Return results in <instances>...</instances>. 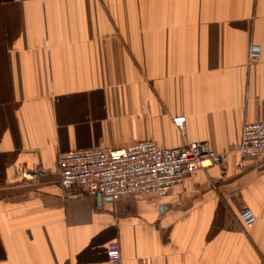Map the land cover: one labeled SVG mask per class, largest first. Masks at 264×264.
I'll list each match as a JSON object with an SVG mask.
<instances>
[{
  "label": "crops",
  "instance_id": "crops-1",
  "mask_svg": "<svg viewBox=\"0 0 264 264\" xmlns=\"http://www.w3.org/2000/svg\"><path fill=\"white\" fill-rule=\"evenodd\" d=\"M258 120L264 0H0V264H110L113 240L120 264H264V160L238 153ZM144 140L226 159L161 198L57 183L59 151Z\"/></svg>",
  "mask_w": 264,
  "mask_h": 264
},
{
  "label": "built area",
  "instance_id": "built-area-1",
  "mask_svg": "<svg viewBox=\"0 0 264 264\" xmlns=\"http://www.w3.org/2000/svg\"><path fill=\"white\" fill-rule=\"evenodd\" d=\"M260 47L250 45L248 62L260 59ZM184 136V116L172 117ZM240 159L264 160V120L246 122L238 149ZM226 153L211 149L207 141L186 142L180 147L161 148L152 140L131 142L121 146H105L82 150L59 151L57 183L62 189L79 188L87 196L119 199L142 193L161 198L182 183L189 172L222 166ZM20 177L25 184H37L39 174L23 168ZM240 219L245 229L253 226L255 215L244 207ZM107 260L120 264V248L116 240L108 244Z\"/></svg>",
  "mask_w": 264,
  "mask_h": 264
}]
</instances>
